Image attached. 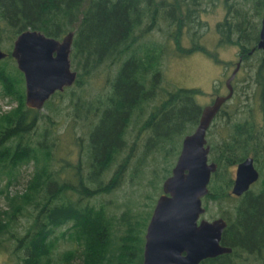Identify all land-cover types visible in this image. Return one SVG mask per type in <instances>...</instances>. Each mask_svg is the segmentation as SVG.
Wrapping results in <instances>:
<instances>
[{"label":"trees","instance_id":"obj_1","mask_svg":"<svg viewBox=\"0 0 264 264\" xmlns=\"http://www.w3.org/2000/svg\"><path fill=\"white\" fill-rule=\"evenodd\" d=\"M218 3L226 10L216 25L218 46H238L241 68L251 66L264 91V50L257 47L264 0H0V45L8 52L0 59L1 96L16 102L0 106V251L10 249L15 264H143L163 181L204 106L201 87L167 85L164 59L200 51L230 66L198 31L185 44L192 23ZM28 28L58 38L75 30L78 77L44 109L27 106L24 73L1 37L8 32L12 45ZM233 85L236 99L219 115L233 121L218 117L209 128V159L218 167L204 197L206 211L211 202L220 206L228 222L222 243L233 250L199 264H264V121L248 103L240 114L238 99L250 86L237 76ZM250 154L260 177L235 195L232 169ZM30 164L25 188L11 194ZM129 179L131 196L120 201Z\"/></svg>","mask_w":264,"mask_h":264},{"label":"water","instance_id":"obj_2","mask_svg":"<svg viewBox=\"0 0 264 264\" xmlns=\"http://www.w3.org/2000/svg\"><path fill=\"white\" fill-rule=\"evenodd\" d=\"M75 30L62 38L39 29L28 28L14 39L11 54L24 73L26 104L43 108L56 92L75 83L71 52ZM257 46L264 50V15ZM8 52L0 45V59ZM241 66L237 62L226 79L229 91L217 95L202 108L199 123L182 141L172 173L163 181V192L157 199L145 233L143 264H199L203 259L231 252L232 246L222 243L227 220L223 216L208 218L204 197L218 163L209 159L211 144L207 129L222 104L232 95V79ZM260 177L252 155L238 163L232 192L241 195Z\"/></svg>","mask_w":264,"mask_h":264},{"label":"rangeland","instance_id":"obj_3","mask_svg":"<svg viewBox=\"0 0 264 264\" xmlns=\"http://www.w3.org/2000/svg\"><path fill=\"white\" fill-rule=\"evenodd\" d=\"M226 10L224 5L216 4V6L208 7V10L202 12L200 17L197 18L195 23H192V28L188 34H186L185 44H190L191 36L194 35V31H198L197 35H200V40L202 43L206 44L211 49L218 47L219 55L228 60L230 66H225L223 64L216 63L211 57L205 55V53L196 51L195 53L185 56V57H165L164 68L166 73V82L170 87L180 86V87H201L205 93L198 97L200 103L205 105L214 99L215 90L214 85L220 87L221 92L226 91V86H221L220 81L225 82L227 76L231 73L232 69L236 67V63L239 58V48L234 44H224L223 46H218L219 34L217 31V23L222 20L225 16ZM202 21L199 24L198 21ZM156 34L162 37L163 33L161 30H157ZM1 37L4 44L10 47L12 50L13 41L10 39L9 33H1ZM4 46V45H3ZM13 62V61H12ZM251 66L242 67L238 73V83H244L248 87L249 92H244V94L249 93L251 98L246 102L243 98L238 99L240 102V114H243L244 108L247 107L248 103L256 111L258 120L264 121V91H262L261 86L257 85L255 82V76H253V71L250 69ZM254 69H256L255 66ZM74 68V67H73ZM97 81H100L99 79ZM247 88V87H246ZM255 90V92H254ZM236 99V96L233 98ZM16 105L15 101H10L9 98H4L1 96L0 88V106L1 109H9ZM44 109V108H40ZM69 140L65 139L64 146L69 147ZM33 170V165L30 164L22 170L21 177L16 184L10 187L11 194L16 191L23 190L26 186V182L31 175ZM235 172V166L232 169V173ZM130 177V176H129ZM129 182V183H128ZM120 190H118V200L123 201V199L129 197L131 191V180L129 179ZM131 196V194H130ZM142 200V197L139 198ZM203 203L206 205L204 199ZM228 204L225 203L223 207H227ZM6 207V201L4 196L0 198V209ZM220 206L211 202V207L208 211L204 213L203 216L208 218H214L220 216L219 213ZM17 258L10 249L5 251H0V264L10 263L15 264Z\"/></svg>","mask_w":264,"mask_h":264},{"label":"flooded vegetation","instance_id":"obj_4","mask_svg":"<svg viewBox=\"0 0 264 264\" xmlns=\"http://www.w3.org/2000/svg\"><path fill=\"white\" fill-rule=\"evenodd\" d=\"M242 58H239V60H241ZM238 60V61H239ZM243 62V61H242ZM242 62H241V65H242ZM236 65H237V63H236ZM235 68V67H234ZM233 68V69H234ZM240 68H241V66H240ZM240 68H239V70H240ZM233 69H232V71H233ZM239 70L237 71V73H236V75H235V77L232 79V84H233V81H234V79L236 78V76L238 75V73H239ZM232 71H231V73H232ZM231 73L227 76V78L231 75ZM238 77V76H237ZM226 78V79H227ZM225 83H226V80H225ZM233 88H234V85H233ZM234 90H235V88H234ZM229 91V88L227 87V85H226V91L225 92H219V93H215V97L217 96V95H219V94H226L227 92ZM234 93H233V96L230 98V99H227L223 104H222V106L220 107V109H219V111L217 112V114H216V116L213 118V120H212V122H211V124H210V126H209V128L211 127V126H213L214 125V123L217 121V118L219 117V119H218V121L219 122H221L222 124H225V123H231L233 120L230 118V117H227V118H225V117H221V116H219L221 113H222V111H223V109H224V104H226L228 101H230V100H233V98H234ZM214 97V98H215ZM241 98H243L246 102L251 98V96H250V94L249 93H246V94H244V95H242V97ZM212 101H213V99H212ZM210 103V102H209ZM206 104H208V103H206ZM205 104V105H206ZM209 128L207 129V139H208V143H209V137H208V132H209ZM195 130V129H194ZM193 130V131H194ZM226 129L224 128V131H225ZM211 150V149H210ZM251 155V154H250ZM249 156V155H248ZM253 156V155H252ZM247 157V156H246ZM245 157V158H246ZM254 157V156H253ZM254 159H255V157H254ZM243 160V159H242ZM241 160V161H242ZM241 161H239V162H241ZM238 162V163H239ZM238 163H236L235 164V172H234V175H233V179H234V181H235V177H236V169H237V165H238ZM255 163H256V160H255ZM256 166H257V164H256ZM258 168V167H257ZM259 169V168H258ZM260 171V170H259ZM233 184H234V182H233ZM232 188H233V185H232ZM162 192H163V190H162ZM161 192V193H162ZM160 193V194H161ZM160 194H159V196H160ZM236 195V194H235ZM242 195V194H241ZM158 196V197H159ZM158 197H157V199H158ZM156 202H157V200H156ZM156 205V204H155ZM155 207V206H154ZM154 210V209H153ZM153 213V212H152ZM152 216V215H151ZM203 216V215H202ZM151 219V218H150ZM150 221V220H149Z\"/></svg>","mask_w":264,"mask_h":264},{"label":"bare ground","instance_id":"obj_5","mask_svg":"<svg viewBox=\"0 0 264 264\" xmlns=\"http://www.w3.org/2000/svg\"><path fill=\"white\" fill-rule=\"evenodd\" d=\"M258 47V46H257ZM259 48V47H258ZM260 49V48H259ZM238 62H242V59L241 60H239ZM233 93H234V90H233ZM233 93H232V95L228 98V99H230L232 96H233ZM227 226H228V224H227Z\"/></svg>","mask_w":264,"mask_h":264}]
</instances>
